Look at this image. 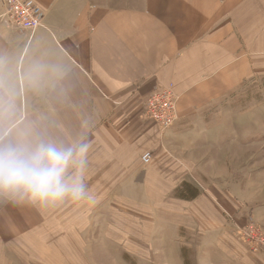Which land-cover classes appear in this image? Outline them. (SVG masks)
Segmentation results:
<instances>
[{
    "label": "crops",
    "instance_id": "crops-1",
    "mask_svg": "<svg viewBox=\"0 0 264 264\" xmlns=\"http://www.w3.org/2000/svg\"><path fill=\"white\" fill-rule=\"evenodd\" d=\"M33 1L42 23L31 34L8 22L0 0V59L15 67L19 83L16 113L0 121V141L28 133L62 144L89 143L87 183L96 199L106 192L90 208L104 205L102 236L129 253L140 234L136 213L154 217L149 248L160 230L175 238L193 225L218 229L219 215L209 212L220 206L203 191L190 204L173 195L164 201L186 181L176 155L142 164L144 150L158 143L168 148L179 138L175 126L158 136L144 116V97L172 83L176 124L190 110L264 75V0ZM30 63L43 66L39 89L25 88L19 78ZM140 193L148 201L139 203ZM162 204L169 205L165 219L156 209ZM54 212L0 199V264L22 263L37 229Z\"/></svg>",
    "mask_w": 264,
    "mask_h": 264
},
{
    "label": "rangeland",
    "instance_id": "rangeland-1",
    "mask_svg": "<svg viewBox=\"0 0 264 264\" xmlns=\"http://www.w3.org/2000/svg\"><path fill=\"white\" fill-rule=\"evenodd\" d=\"M165 86L174 95L177 114L173 84ZM151 92L144 97V104ZM202 107L190 110L176 124L177 118L168 128L160 129L146 116L144 106V116L156 126L159 137L175 126L173 131L179 138L168 148L158 143L143 152H151L149 164L156 156V160L164 162L166 157L176 155L186 181L164 201H171L173 195L187 199L190 204L203 191L220 206L215 213L208 211L214 217L219 215L218 229L210 232L205 223L201 229L193 225L176 232L175 238L170 237L174 235L172 232L160 230L149 248L146 236L154 217L136 213L133 219L139 224L140 234L134 252L129 253L128 249L116 246V240L102 236L101 221L106 219L104 213L100 214L103 204L91 208L90 204H64L47 215L43 227L37 229L29 243L31 253L17 264H264V75L243 82ZM110 192L113 198L115 191ZM105 196L106 192H101L98 199ZM145 201L148 200L140 193L139 203ZM110 203L119 209L115 201ZM163 204L156 209L160 218L165 219L168 215L164 208L169 205ZM172 208L178 210L179 206ZM110 220L114 222L113 216ZM248 230L251 237L246 233Z\"/></svg>",
    "mask_w": 264,
    "mask_h": 264
},
{
    "label": "clouds",
    "instance_id": "clouds-1",
    "mask_svg": "<svg viewBox=\"0 0 264 264\" xmlns=\"http://www.w3.org/2000/svg\"><path fill=\"white\" fill-rule=\"evenodd\" d=\"M43 66L30 63L20 70L28 89L42 85ZM19 83L15 67L0 59V121L16 113ZM90 144L77 140L62 144L40 136L20 133L15 140L0 141V199L38 209L64 204H94L88 179Z\"/></svg>",
    "mask_w": 264,
    "mask_h": 264
},
{
    "label": "built area",
    "instance_id": "built-area-1",
    "mask_svg": "<svg viewBox=\"0 0 264 264\" xmlns=\"http://www.w3.org/2000/svg\"><path fill=\"white\" fill-rule=\"evenodd\" d=\"M6 8V17L8 22L15 28L35 32L42 23V9L33 0H2ZM174 95L171 90L164 86H159L153 90L146 102L145 114L160 129L168 128L176 118L175 107L173 103ZM152 154L145 151L141 155V161L144 165L151 162ZM248 228V226H247ZM249 231L246 232L248 236ZM242 230V234H243ZM251 237V236H250ZM251 242V238H250ZM257 249L256 247H254Z\"/></svg>",
    "mask_w": 264,
    "mask_h": 264
}]
</instances>
